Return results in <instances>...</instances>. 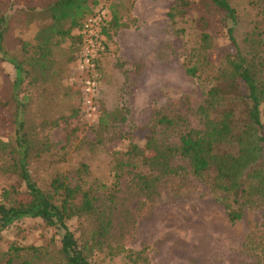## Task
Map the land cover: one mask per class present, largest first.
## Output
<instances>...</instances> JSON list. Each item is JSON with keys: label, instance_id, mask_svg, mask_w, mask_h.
Here are the masks:
<instances>
[{"label": "rangeland", "instance_id": "rangeland-1", "mask_svg": "<svg viewBox=\"0 0 264 264\" xmlns=\"http://www.w3.org/2000/svg\"><path fill=\"white\" fill-rule=\"evenodd\" d=\"M176 1L119 0L115 5L116 14L124 15L123 26L108 37L92 117L78 85L70 82L76 77L75 37L52 44L46 72L33 70L35 81L21 85L16 94L14 68L0 58V193L25 189L14 164L16 121L21 119L30 146L26 168L36 183L48 190L54 176H66L94 199L95 214L68 222L80 242L95 238L92 264H264L263 198L256 202L254 197L243 206L242 218L230 222L227 194L212 188L213 170L197 177L178 156L169 158L176 172L161 174L158 165L142 163L151 154L146 148L149 128L157 145H176L181 133L203 127L198 108L215 83L217 65L232 49L221 16L208 0L176 9L170 18ZM228 1L238 18V44L252 56L258 32L264 42V0ZM14 3L3 45L22 59V42L33 45L43 22L23 11L20 1ZM200 15L206 16L205 31L211 36L206 46L201 44ZM188 65L197 68L196 76L185 72ZM160 116L172 123L157 124ZM132 145L138 146L137 154L128 153ZM99 219L109 223L105 237L96 235ZM61 235L40 219H22L2 233L0 264L8 259L63 264L57 250ZM27 246L39 249L38 254L10 250Z\"/></svg>", "mask_w": 264, "mask_h": 264}, {"label": "trees", "instance_id": "trees-1", "mask_svg": "<svg viewBox=\"0 0 264 264\" xmlns=\"http://www.w3.org/2000/svg\"><path fill=\"white\" fill-rule=\"evenodd\" d=\"M22 10L31 14L43 24L33 37V45L22 42V59L9 55L4 48V38L8 30L10 16L8 14L15 0H0V58L10 63L15 71L12 91L16 94L24 83L35 81L36 74L46 72L52 55V44L68 36L75 37L78 45L75 60L81 47L79 31L82 21L100 4L106 0H18ZM119 0L108 3L111 18L101 27L104 36L105 51L98 60V69L102 79V61L108 51V37L111 30L123 26L124 15H117L114 7ZM211 8L221 16L223 28L232 49L225 53L217 65L215 83L208 89L203 102L198 108L203 127L188 129L179 136L176 145H157L153 127L149 128L146 148L150 156L142 158V163L156 164L160 173L176 172L169 163V158L178 156L185 160L191 172L202 177L205 172L212 171L213 189L222 190L229 198L224 207L230 222L240 220L243 216V206L256 197L264 201V42L261 33L256 34L257 50L250 56L249 51L243 52L235 36L238 25L236 10L228 0H208ZM201 5L200 0H177L172 11L183 10ZM20 11H18L19 13ZM201 29V44L206 46L210 40L206 16L197 19ZM255 34V32H254ZM29 47H32L30 54ZM29 52V53H28ZM30 54V55H29ZM222 63V64H221ZM185 72L196 76L197 68L188 65ZM13 94V95H14ZM15 98V97H14ZM15 100V99H13ZM98 99H96V103ZM18 106L22 107L19 102ZM15 111H20L15 109ZM17 120V119H15ZM157 124L170 125L172 121L166 116L156 118ZM16 149L18 159L15 167L25 189H1L0 193V242L2 233L14 223L26 219H40L47 227H54L62 232L59 239L58 253L63 264H92L90 254L94 239L80 242L75 233L68 227V222L81 214L96 213L94 199L89 190H84L80 183L71 184L66 176L56 175L46 190L40 187L26 168L28 137L25 125L21 119L16 121ZM156 143L151 147V143ZM139 148L132 145L128 153L137 154ZM146 161V162H145ZM178 166V165H177ZM179 168V167H176ZM79 201H76L77 198ZM254 200V199H253ZM264 204V203H263ZM109 223L99 219L98 237H105ZM99 240V239H98ZM15 255L24 252L38 254L37 248L10 247ZM5 264H32L23 259Z\"/></svg>", "mask_w": 264, "mask_h": 264}, {"label": "built area", "instance_id": "built-area-1", "mask_svg": "<svg viewBox=\"0 0 264 264\" xmlns=\"http://www.w3.org/2000/svg\"><path fill=\"white\" fill-rule=\"evenodd\" d=\"M114 0H106L100 4L82 21L79 31L81 47L76 57L74 72L76 77H71V84L78 85L83 106L89 117L97 112L96 99L101 86V74L98 69V60L105 51L104 36L101 27L111 18L108 3Z\"/></svg>", "mask_w": 264, "mask_h": 264}]
</instances>
